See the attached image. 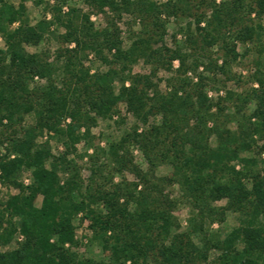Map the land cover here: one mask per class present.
I'll list each match as a JSON object with an SVG mask.
<instances>
[{
    "label": "trees",
    "instance_id": "obj_1",
    "mask_svg": "<svg viewBox=\"0 0 264 264\" xmlns=\"http://www.w3.org/2000/svg\"><path fill=\"white\" fill-rule=\"evenodd\" d=\"M27 1L16 5L0 0V35L5 43V49H0V184L17 192L0 201V244L10 245L17 234L24 237L15 249L0 252V264H198L206 259L193 234L199 231L195 228L183 234L176 230L172 215L176 203L165 195L174 179L201 224L207 219L222 221L215 203L224 200L227 210L245 217L241 226L211 244L221 252L219 264H264V224L260 221L264 218V176L257 170V159L250 156L255 136L264 139V61L251 76L257 87L241 94L229 92L222 103L208 98L211 79L204 76L197 83L186 77L170 79V91L163 93L154 84L153 70L171 71L176 60L185 69L187 55L181 49H153L150 32L149 38L141 37L124 48L117 29L97 31L90 17L73 7L64 15L66 1L53 6L51 20L44 16L33 24ZM187 2L87 0L100 11L123 8L155 21L164 13L177 14ZM211 7L213 21L207 20V26L213 30H198L204 46L223 43L224 59L221 66L205 65L206 71L224 72L229 60L238 59L234 40L255 43L263 60L264 0H235L226 13L215 0ZM246 19L253 24H246ZM201 22L203 18L197 19L198 25ZM228 22L241 26L233 40L222 31ZM15 23L19 25L13 28ZM53 26L57 31L51 30ZM59 29L65 30L64 43L75 45L62 65V54L51 62L28 50ZM192 38L191 44L197 46ZM91 52L99 58L108 52L114 66L92 74L84 63ZM140 60L152 66L149 75L133 74L132 67ZM35 78L46 79L47 84L33 88ZM232 101L234 112L227 113ZM120 104L137 123L146 125L154 115H161L162 123L141 133L135 126L110 141L107 150L93 145L82 129L120 113ZM251 104L254 110L248 115L246 107ZM28 116L33 123L24 126ZM67 118L71 123L64 129L62 121ZM45 133L60 140L63 150L57 155L49 141L38 142ZM83 139L88 140L87 151L93 149V153L85 152L77 160L76 144ZM129 146L144 154L150 167L147 172L134 164ZM85 157L86 179L80 165ZM103 157L111 167L109 179ZM161 166H169L172 175L158 178L155 172ZM126 171L140 183L113 185L114 175ZM25 173L30 174L28 184L22 180ZM80 213L90 222L91 244L97 243L103 251L100 260L81 258L73 251L77 246L74 221Z\"/></svg>",
    "mask_w": 264,
    "mask_h": 264
},
{
    "label": "rangeland",
    "instance_id": "obj_2",
    "mask_svg": "<svg viewBox=\"0 0 264 264\" xmlns=\"http://www.w3.org/2000/svg\"><path fill=\"white\" fill-rule=\"evenodd\" d=\"M5 1V0H4ZM14 4H18L20 0H6ZM67 4H63L64 2ZM156 3L164 4L167 0H153ZM235 0H215V5L221 10L227 12ZM251 1V0H247ZM62 5V13L65 15L68 13L70 7H73L83 14H87L90 17V21L94 24V28L97 31H102L104 29H117L120 32L122 41L124 42V48L130 47L132 43L137 41L139 38H149L147 33L150 32L153 36L152 48L155 50L167 47L172 50L181 49L183 53L187 55L186 70L183 71L180 62L178 60L173 62V67L171 71L166 70H153L155 76L153 77L154 84L159 86L161 92L170 91L168 87V80L177 79L179 77H186L193 83H197L200 76L209 77L211 81L209 82L207 88L208 98L217 103L218 101H226L227 94L229 92L235 94L245 93L250 91L253 87H257L256 84L251 83V76L255 73L257 69V64L262 63L264 59L260 58L259 47L255 43H242L234 40L235 45H237V52L239 57L237 60H229L230 63L226 66L224 72L213 70L206 71L205 65L217 64L221 66L224 59V51L222 50L223 43L219 41L212 47H206L202 44V37L198 28H207L208 32L213 30V26H207V20L213 21L212 18V3L213 0H188L186 4L180 5V11L177 14H162L159 20H154L153 18L142 19L138 15L127 12L123 8H118L115 10L105 8L100 11L97 8H93L87 4V0H43L41 5H37L34 0H28L26 5L28 7V13L31 17L32 23H36L38 20L47 17V20H51L52 15L51 9L56 4ZM182 9V10H181ZM47 11V12H46ZM253 15L251 19H255ZM202 19L200 25L197 23V19ZM158 24H163V29ZM246 24L251 25L250 19L245 20ZM264 24V18H263ZM256 24V22H255ZM19 24L15 23L13 28H16ZM241 28L239 25H231L230 22L222 30L229 40H233L237 31ZM57 31V27L53 26L52 31ZM164 30V34H162ZM65 34L64 29H59L55 35L48 34L44 41L37 47H29L28 50L31 53H36L42 58L49 61L57 60V56L62 54L61 61L59 65L65 62V57L67 56V51L74 48V44H66L61 38ZM194 37L198 41L197 46H193L191 41ZM264 41V38H263ZM233 42V41H232ZM0 49H5V43L0 35ZM66 52V53H65ZM66 55V56H65ZM85 67L91 70V73L105 72L109 69L110 65H113L112 55L106 52L102 58L95 55L94 52L88 53V57L84 60ZM199 64L200 66L195 68ZM114 66V65H113ZM133 74L149 75L152 71V66L148 65L144 60H140L132 67ZM47 84L46 79L35 78L32 81L31 86L41 87ZM127 85H129L127 83ZM116 86H119V82H116ZM234 102L228 103V107L231 109L227 113H232V106ZM227 104V103H226ZM254 110V105H248L246 107V112L250 115ZM120 113L114 114L108 119H100L96 125L83 128L82 133H87L88 140L93 142V145L100 147L101 149L107 150L108 143L113 140L120 139L125 132L131 130L133 127L138 126V132L141 133L147 129H150L154 125H160L162 123L161 115L151 116L146 125L137 123L134 118L126 111L124 104L119 106ZM33 123V118L31 116L26 117L24 121V126ZM71 120L69 118L62 121V127L68 129ZM212 127V123L208 124ZM232 129L236 126L231 125ZM87 139H83L76 144L77 152L74 155L77 160L80 156L84 155L85 152L88 154L93 153V149H88ZM256 142L253 144L251 157L257 159L258 171L264 176V152L262 149L264 147V139H260L255 136ZM49 141L53 152L57 155L63 150V146L60 140L53 136V134L45 133L42 137L38 139L39 143ZM214 143V138L211 139ZM128 155L133 160L134 164L139 166L144 172H147L150 167L147 164L144 154L136 146L128 147ZM4 153V149L2 150ZM263 153L262 156L259 153ZM101 163H104L105 175L107 179L111 176L110 164L105 157L102 158ZM80 165L82 167V176L84 179L88 176V157H85ZM155 175L159 177H166L172 175V169L169 166H161L156 169ZM64 177V175H62ZM22 180L26 184L30 182V174L25 173L22 175ZM123 183H140V180L131 172L126 171L123 174H116L113 177V185ZM141 185L139 190L141 189ZM17 193L16 190L2 187L0 184V201H5L9 195ZM165 195L170 196L175 201V207L173 208V219L175 223V228L179 233L190 234L196 228L198 229L195 234L198 236L200 242L199 246L203 248L205 258L202 259L198 264H219L221 252L211 246L213 242L219 239L223 240L227 237L235 228L241 226L244 223L245 217L239 213H233L227 210V202L220 201L215 203V206L222 211L221 219L222 221L216 220L212 222L211 219H207L203 224L200 223L197 211L193 206L183 199L182 190L179 184L174 179L170 185H167L165 190ZM40 200L38 201L39 205ZM218 219V218H216ZM260 221L264 224V218L261 217ZM74 224L76 226L75 231V241L77 246L73 249L74 252L78 253L81 258H95L100 260L103 258V251L97 243L91 244V239L93 233L89 228L90 222L88 219L84 218L83 213H80L75 219ZM24 240V237L17 234L10 245L3 246L0 244V252L9 251L18 247V244ZM210 242V243H209ZM70 247V244H67Z\"/></svg>",
    "mask_w": 264,
    "mask_h": 264
}]
</instances>
